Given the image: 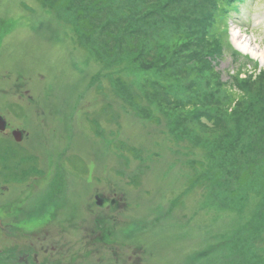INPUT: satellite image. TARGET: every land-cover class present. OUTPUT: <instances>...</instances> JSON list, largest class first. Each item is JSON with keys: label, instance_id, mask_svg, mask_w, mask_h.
<instances>
[{"label": "rangeland", "instance_id": "obj_1", "mask_svg": "<svg viewBox=\"0 0 264 264\" xmlns=\"http://www.w3.org/2000/svg\"><path fill=\"white\" fill-rule=\"evenodd\" d=\"M219 1L0 0L26 167L77 205L121 195L157 263L264 264V0Z\"/></svg>", "mask_w": 264, "mask_h": 264}, {"label": "flooded vegetation", "instance_id": "obj_2", "mask_svg": "<svg viewBox=\"0 0 264 264\" xmlns=\"http://www.w3.org/2000/svg\"><path fill=\"white\" fill-rule=\"evenodd\" d=\"M8 33L0 28V44ZM9 73L0 78V264H168L157 263L155 239L143 236L141 223L124 217L121 195L96 191L77 205L73 190L62 192L57 179L45 187L50 174L39 156L36 167H26L29 133L18 126H25L28 110L23 116L13 107L32 98L22 78L12 82ZM12 154L23 159L15 161L23 172L14 176L25 186L17 194L10 187Z\"/></svg>", "mask_w": 264, "mask_h": 264}, {"label": "trees", "instance_id": "obj_3", "mask_svg": "<svg viewBox=\"0 0 264 264\" xmlns=\"http://www.w3.org/2000/svg\"><path fill=\"white\" fill-rule=\"evenodd\" d=\"M227 0H220L219 1V3L222 5L224 2H226ZM237 1V0H236ZM233 3L234 2H232V0H229V1H227V3L225 4V5H229V10L230 11H233ZM220 18H221V15L220 14H218L216 17H215V23H217V22H219L220 21ZM206 23H207V25H210L211 26V23H210V21H208L207 22V20L205 21V23H204V25H203V27H202V35L204 34V32H205V29L207 30V29H209V27L210 26H208V27H206ZM251 169V168H250ZM241 179L243 180V182H247L248 181V179H249V177H248V172L247 171H245L243 174H242V176H241ZM264 226V220H258V222H256V226H255V228H260V227H263Z\"/></svg>", "mask_w": 264, "mask_h": 264}, {"label": "bare ground", "instance_id": "obj_4", "mask_svg": "<svg viewBox=\"0 0 264 264\" xmlns=\"http://www.w3.org/2000/svg\"><path fill=\"white\" fill-rule=\"evenodd\" d=\"M233 36H234V44L236 45V47L240 51H242L244 54L248 53L250 56H253V57L256 55L255 51L250 48L249 43L247 41H245V39L238 40V34L237 33H234Z\"/></svg>", "mask_w": 264, "mask_h": 264}]
</instances>
